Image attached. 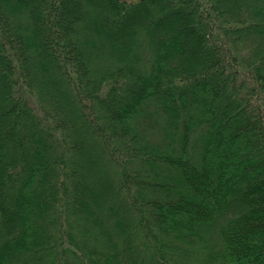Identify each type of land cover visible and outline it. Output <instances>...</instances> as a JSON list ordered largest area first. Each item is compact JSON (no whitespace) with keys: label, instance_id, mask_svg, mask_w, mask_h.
Masks as SVG:
<instances>
[{"label":"trees","instance_id":"obj_1","mask_svg":"<svg viewBox=\"0 0 264 264\" xmlns=\"http://www.w3.org/2000/svg\"><path fill=\"white\" fill-rule=\"evenodd\" d=\"M0 264H264V0H0Z\"/></svg>","mask_w":264,"mask_h":264},{"label":"rangeland","instance_id":"obj_2","mask_svg":"<svg viewBox=\"0 0 264 264\" xmlns=\"http://www.w3.org/2000/svg\"><path fill=\"white\" fill-rule=\"evenodd\" d=\"M131 1H135V0H131Z\"/></svg>","mask_w":264,"mask_h":264}]
</instances>
